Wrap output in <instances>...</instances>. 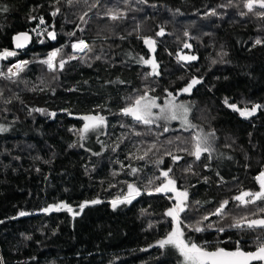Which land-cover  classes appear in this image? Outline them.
I'll return each mask as SVG.
<instances>
[{
  "label": "trees",
  "instance_id": "obj_1",
  "mask_svg": "<svg viewBox=\"0 0 264 264\" xmlns=\"http://www.w3.org/2000/svg\"><path fill=\"white\" fill-rule=\"evenodd\" d=\"M228 2L101 0L102 7L93 9L89 13L91 19L84 25L78 20L79 14L87 10L83 3L70 7L63 2L54 5V0H0V8H7L0 11V49L11 48V36L27 31L41 16L57 33L55 40L45 34L40 45H32L17 56L31 62L18 78L0 77L3 92L0 125L7 128L0 132V260L3 264H182L183 258L177 250L156 246V241L172 227L171 218L164 216L171 206L169 200L163 194L148 195L145 191L148 180L159 175V169L151 162L159 154L150 155L147 162L126 157L135 151L136 145L143 147L153 141L163 145L161 152L175 151L177 146H186L180 145L175 137L189 141L191 130L173 128L159 138L152 134L135 136L133 130L147 133V128L122 116L120 109L145 84L155 89L153 94L161 101L166 96L165 89L175 92L193 77L200 78L202 83L178 99L192 106L189 118L194 124L207 132L215 131V151L211 159L205 154L200 161L185 155L176 165L165 157L160 167H173L178 186L188 190L189 202H201L198 210L181 214L186 238L197 244L207 241L212 246L227 247L226 241L220 242L219 237L210 238L186 225L195 224L226 199L230 201L229 218L217 222L214 216L202 227L212 222L216 224L213 228H227L231 216L256 211L251 205L249 210L238 208L231 198L241 190L258 189L253 174L264 164V108L244 118L227 107L224 100L228 98L230 103L249 109L255 104L264 105V44L254 46L257 38L264 40V20L251 13L241 17L239 12L247 11L242 0H232L235 7H218ZM54 6L61 8V14L56 17L50 15ZM116 7L126 11L124 20L112 22L102 17L108 8ZM211 9H216L218 14L206 15ZM77 23L85 31L77 30ZM137 24L140 35L155 37L160 27L165 29L164 36L155 37L159 77L145 80L150 67L136 62L138 55L145 58L151 55L137 38L134 31ZM73 31L75 36H69ZM77 38L93 47L86 55L78 54L84 59L69 62L57 73L49 72L39 63L40 54L52 48L63 47L62 55H71L69 42ZM186 42L192 45L190 49H183ZM181 50L182 54L196 55L198 59L178 62L176 54ZM224 52L227 55L222 57ZM13 60L4 61L2 69ZM53 112L54 117L46 114ZM97 112L108 122L104 134L90 132L81 140L79 117ZM152 131L155 133L157 129ZM125 136L127 139L120 143ZM169 139L173 144L166 143ZM116 143L119 147L113 151ZM122 164H131L142 171L133 176ZM189 164L195 175L184 171ZM128 183L136 184L142 194L131 204L113 209L111 201L126 193ZM93 199L102 202L89 205L75 218L63 210L40 211L60 202L78 210L80 203ZM20 211L30 214L21 217ZM229 231L237 234L228 238L232 245L237 237L242 240L243 249L255 247V234L237 229Z\"/></svg>",
  "mask_w": 264,
  "mask_h": 264
},
{
  "label": "snow or ice",
  "instance_id": "obj_2",
  "mask_svg": "<svg viewBox=\"0 0 264 264\" xmlns=\"http://www.w3.org/2000/svg\"><path fill=\"white\" fill-rule=\"evenodd\" d=\"M66 3L70 7H75L81 3L87 6V10L83 11L78 16V20L81 21L84 25H87L89 19V13L93 9H98L102 7L101 0H94L93 3H89V0H54V5H60L61 3ZM141 3H147V0H139ZM235 5L232 4V0H229L227 5H219L220 8H225ZM242 7L247 11H240L239 15L241 17H246L250 13L256 16L257 18L264 20V0H242ZM0 11H7L6 7L0 8ZM179 10H177L178 12ZM58 14H61V8L59 6H54V10L50 13L52 17H56ZM216 9H211L206 15H217ZM97 16H101V13L97 12ZM127 13L120 8H108L102 13L103 18H107L112 22H118L125 19ZM36 19V17H32ZM40 25H44V33L51 40L57 38V33L55 28L49 25H46L44 17H39ZM49 27H52V30H48ZM75 28L80 32L85 31L84 27H81L79 23L75 24ZM36 31V29H33ZM137 38L140 39L143 44L147 47L150 56L145 58V56H137L136 62L139 64L147 65L150 67V71L145 74V80L150 77H159L161 75L160 64L156 59V48H157V39L155 37H162L165 35L164 27H160L159 31L155 33V37L140 35V25L137 24L136 29ZM75 31L69 33V36H75ZM184 35L187 37L189 33L186 31ZM16 49H22L25 47V44L30 39L27 33H20L15 38ZM121 39H126V37H121ZM43 42V41H41ZM264 44V40L257 38L255 40V45ZM73 53L71 55H62L63 47L56 48L51 51L46 58L39 61L40 64L46 66L47 70L52 73H57L63 71L65 65L69 62L77 59H84L83 56L78 55V53H90L93 51L92 45H90L86 40L79 39L74 41L70 45ZM192 45L190 43H184L183 49H190ZM17 55L16 51H9L4 49L0 51V60H7L9 57H14ZM227 53H221V56H226ZM96 59H100L99 56ZM176 59L178 62H190L198 59L196 55H187L182 54L181 52L176 54ZM31 63L30 61H19L16 64H13L11 67L7 68V71H0V77L6 78L8 80H14L20 76V73L24 71L25 67ZM212 63H216L215 60ZM123 83V81H120ZM202 80L197 77H193L190 81L186 83V86L173 91H168L165 89L166 96L162 102H158L160 97L155 96L154 88H151L148 84H145V87L142 91H138L129 102L126 103V106L120 109V114L124 117H130L136 125H143L147 128V133H141L134 131L132 132L135 136H141L145 134L159 136L164 135L170 131V128L166 126L171 121H179L181 128L185 131L191 130V139L189 141H184L180 136H176L175 140L180 142V145L186 146H177L175 151L165 150L161 152L163 145L158 146L155 141L150 144H146L143 147L141 145H136L135 151L130 152L127 159L145 161L147 162L150 158V155H158V158L152 160L151 162L159 169V175L155 176L153 179L148 180V187L145 188V191L148 195L154 193H160L167 196L168 200L173 201L170 207H168L164 216L171 218L173 224L172 230L167 232L166 235L156 241V246H159L161 249L166 247H171L177 250L180 256L183 258L182 264H264V168L258 172L254 177L255 181L259 185V190H241L239 194L231 198L232 201L236 202L238 208H244L249 210V206H255L256 211L250 212L248 215L241 216H231V223L227 225L229 229H237L245 234L251 232L255 234V240L253 241L255 245V250L245 251L241 247V241H236V247L233 250H228L223 247L210 246L207 242L204 244H197L190 238H186L184 229L181 227L183 221L181 220L182 213H192L195 210H198L201 207L200 201L189 202V193L187 188L181 189L177 184V179L173 175V167L169 166L166 168H161L160 165L165 163V157L171 159L172 164L176 165L179 161L184 159L185 155L194 157L195 161H200L201 157L206 155L207 159L212 158V154L215 151L213 144L215 142L216 136L215 131L205 133L204 130L198 125L192 123L189 119L190 113L192 112V106L182 101H178V97L181 94H190L192 89L201 84ZM3 96L2 90H0V97ZM18 98V97H17ZM11 101H6L10 103ZM224 103L227 107L231 108L233 111L238 112L241 117L248 118L252 117L258 109L264 108V105L255 104L249 109L247 106L239 107L235 103H230L228 98H225ZM100 107V106H97ZM32 111L45 113L44 109H33ZM51 116H56V113H46ZM71 115V113H69ZM84 121L82 128L78 130V135L81 140L87 138V134L90 132L96 133L99 132L104 134V129L108 126V122L105 116L99 114H87L79 117ZM124 127V125H121ZM153 128L157 129V132L153 133ZM7 131L3 125H0V132ZM123 137L120 139V143L123 142ZM173 140L169 139L166 141L167 144H173ZM82 146V145H81ZM119 147V143H116L112 148L113 151ZM230 147V145H229ZM140 153V154H138ZM100 153H94V155H99ZM183 154V155H182ZM231 159V157H229ZM207 167V165H205ZM122 167H127L129 174L136 176L142 169L132 167L131 164L123 165ZM185 172H192V165L189 164L185 169ZM113 175H118V173H113ZM219 175V173H217ZM223 181V178H220ZM207 180V177H205ZM114 186V185H110ZM150 188V190H149ZM141 189L137 187L134 183L127 184L126 193L115 197L111 201L112 208L115 209L119 205L131 204L138 196H140ZM102 201L99 199L86 200L78 205V210H74L71 205L66 202H60L58 204L48 205L45 208L40 209L43 213L51 212H60L67 211L72 214L73 218L79 216L86 207L89 205L99 204ZM229 200H222L219 202L218 206L214 211L209 212L207 215L202 216L199 220L193 225H186V227L191 228L195 232H203L206 228L216 227V224L209 222L206 226L202 227L201 225L205 221H209L211 216L218 218V221H223L229 218ZM142 212H147V210H142ZM30 213L25 211H20L19 216L23 217L29 215ZM187 218V217H185ZM15 219V217H13ZM151 227V225H150ZM218 232H225L226 227L220 226L217 227ZM30 239L31 237H26ZM154 245H149L153 247ZM0 264H3V261L0 260Z\"/></svg>",
  "mask_w": 264,
  "mask_h": 264
},
{
  "label": "built area",
  "instance_id": "obj_3",
  "mask_svg": "<svg viewBox=\"0 0 264 264\" xmlns=\"http://www.w3.org/2000/svg\"><path fill=\"white\" fill-rule=\"evenodd\" d=\"M46 25H49V24L46 23ZM44 27H45L44 25H40L39 20H37L34 24H32L31 26H29V28L26 31L28 33L29 37H30V44H29L28 48H30V46H32V45H40L42 43L41 41H44L45 34H46L43 31ZM33 29H36V31H33ZM74 41H77V39L71 40L69 42V45H71V43L74 42ZM56 48H52V49H50V50H48V51H46L44 53H41L40 55H42L43 56V59H44V58L47 57V55L51 51H53ZM4 49H7L9 51H13L14 50L12 48H1L0 51H3ZM25 50H27V49H25ZM25 50H22V51H16V50H14V51L17 52V56H18L19 54H21ZM70 51L73 53V50L71 49V47H70ZM17 56L16 57H13L14 60L11 61L8 64V67H11L13 63H16V62H19V61H23V59H20ZM7 68H6V71H7Z\"/></svg>",
  "mask_w": 264,
  "mask_h": 264
},
{
  "label": "flooded vegetation",
  "instance_id": "obj_4",
  "mask_svg": "<svg viewBox=\"0 0 264 264\" xmlns=\"http://www.w3.org/2000/svg\"><path fill=\"white\" fill-rule=\"evenodd\" d=\"M261 168H264V164L263 165H261V167H259L257 170H256V172L253 174V180H254V182H255V184H256V186L258 187V189L257 190H259V185L257 184V182L255 181V179H254V177L258 174V172L261 170ZM219 175H221V174H219ZM222 176V175H221ZM201 178H203V177H201ZM197 179H200V178H197ZM197 182H200L199 180L198 181H194V183H196L197 184ZM196 187V186H195ZM237 194H239V193H236L235 195H237ZM164 195V194H163ZM234 195V196H235ZM165 196V195H164ZM166 198H167V196H165ZM168 199V198H167ZM169 202H170V204H171V201L169 200ZM234 202V201H233ZM235 204H236V202H234ZM214 216H211L210 218H213ZM209 218V219H210ZM229 230H231V229H229V228H226V231L225 232H218L217 230H216V228H206V230L205 231H203L202 233H205L208 237H219L220 238V242H223V241H226V245L225 246H227V247H223L222 245H220V246H218V247H223V248H226V249H228V250H233V249H235V247H236V241L237 240H240V241H242L241 239H239V238H237L236 237V241L234 242V245H232L231 244V239H228L230 236H233V238H234V236H236L237 234H235L234 233V231H229ZM192 231V230H191ZM230 232H233V234L232 235H229V234H231ZM206 241V240H205ZM207 242V241H206ZM205 243V242H204ZM210 246H212V245H210ZM213 247H215V246H213ZM245 251H252V250H255V247L254 248H251V249H244Z\"/></svg>",
  "mask_w": 264,
  "mask_h": 264
},
{
  "label": "rangeland",
  "instance_id": "obj_5",
  "mask_svg": "<svg viewBox=\"0 0 264 264\" xmlns=\"http://www.w3.org/2000/svg\"><path fill=\"white\" fill-rule=\"evenodd\" d=\"M79 39H82V38H77V40H79ZM75 40V39H74ZM79 54H81V53H79ZM17 56V55H16ZM16 56H14V57H16ZM13 57H9L7 60H9V59H12ZM43 59V56H41V58H40V60H42ZM4 61H6V60H0V71H4V72H6V68L8 67V65L4 68V69H2V65H3V62ZM23 61H25V60H23ZM46 67V66H45ZM184 86H186V85H184ZM183 86V87H184ZM183 87H181V88H183ZM164 99V98H163ZM163 99L161 100V101H158V102H162L163 101ZM178 101H182V102H185V103H187V104H190L188 101H186V100H182V99H178ZM190 119V118H189ZM83 123H84V121L82 120V125H81V128H82V126H83ZM193 123V122H192ZM166 126H168L170 129H173V128H180V129H182L181 128V125H180V122L179 121H171L170 123H168ZM200 127V126H199ZM205 133H207V131H204ZM91 133H93V132H91ZM90 133V134H91ZM89 134V135H90ZM173 203V201H171V204ZM172 227H173V224H172ZM172 227H171V230H172ZM170 230V231H171Z\"/></svg>",
  "mask_w": 264,
  "mask_h": 264
},
{
  "label": "water",
  "instance_id": "obj_6",
  "mask_svg": "<svg viewBox=\"0 0 264 264\" xmlns=\"http://www.w3.org/2000/svg\"><path fill=\"white\" fill-rule=\"evenodd\" d=\"M20 33H27V32H26V31L17 32V33H15V34H13V35L11 36V40H10L11 48L14 49V50H16V51H22V50H25V49L28 48V46H29V44H30V39H29L28 42L25 44V47H24V48H22V49H16V48H15L16 41H15L14 38H15L18 34H20ZM27 34H28V33H27Z\"/></svg>",
  "mask_w": 264,
  "mask_h": 264
},
{
  "label": "bare ground",
  "instance_id": "obj_7",
  "mask_svg": "<svg viewBox=\"0 0 264 264\" xmlns=\"http://www.w3.org/2000/svg\"><path fill=\"white\" fill-rule=\"evenodd\" d=\"M16 63H17V62H16ZM16 63H13V64H16ZM13 64H12V65H13Z\"/></svg>",
  "mask_w": 264,
  "mask_h": 264
}]
</instances>
